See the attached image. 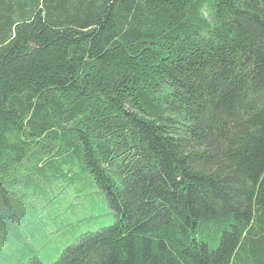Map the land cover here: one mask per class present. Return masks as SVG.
<instances>
[{"label": "trees", "instance_id": "16d2710c", "mask_svg": "<svg viewBox=\"0 0 264 264\" xmlns=\"http://www.w3.org/2000/svg\"><path fill=\"white\" fill-rule=\"evenodd\" d=\"M72 168L115 223L53 264H264V0H0V264Z\"/></svg>", "mask_w": 264, "mask_h": 264}, {"label": "rangeland", "instance_id": "374dc122", "mask_svg": "<svg viewBox=\"0 0 264 264\" xmlns=\"http://www.w3.org/2000/svg\"><path fill=\"white\" fill-rule=\"evenodd\" d=\"M80 175V170L63 169L62 175L49 185L38 186V183H44L38 179L36 184H26L25 194L29 202L27 204L18 198L15 206H18V211L25 210L26 214V210L33 208L30 221L23 222L19 215V226L31 246L28 250L31 254L27 258L34 256L46 264H53L81 234L95 233L114 225L115 213L107 206L102 192L95 189L88 178ZM41 205L46 209L44 226H40ZM34 224L41 228L36 234H30L29 227Z\"/></svg>", "mask_w": 264, "mask_h": 264}]
</instances>
